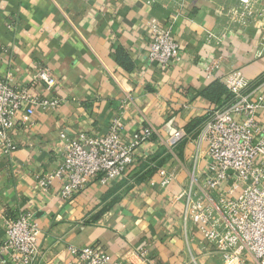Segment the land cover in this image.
<instances>
[{
    "label": "crops",
    "instance_id": "1",
    "mask_svg": "<svg viewBox=\"0 0 264 264\" xmlns=\"http://www.w3.org/2000/svg\"><path fill=\"white\" fill-rule=\"evenodd\" d=\"M147 1L0 0V75L26 86L37 67L49 68L56 86L40 84L36 92L63 98L27 126L17 120L11 135L18 149L0 155V246L6 217L31 211L42 229L37 264H69L71 246H94L123 264L218 261L199 225L185 217V194L204 192L209 158L200 132L218 103L203 93L213 82L227 87L224 76L234 69L250 82L248 91L264 90L261 24L231 25L216 12L236 0ZM152 21L175 27L180 61H150ZM206 29L229 33L207 44ZM116 118L127 143L153 132L124 176L94 181L71 200L61 197L60 179L48 192L37 186V176L63 162L62 132L105 135ZM162 170L173 175L166 185Z\"/></svg>",
    "mask_w": 264,
    "mask_h": 264
},
{
    "label": "built area",
    "instance_id": "2",
    "mask_svg": "<svg viewBox=\"0 0 264 264\" xmlns=\"http://www.w3.org/2000/svg\"><path fill=\"white\" fill-rule=\"evenodd\" d=\"M216 12L227 17L231 25L261 24L257 56L263 55L264 0H236L229 7L216 6ZM149 27L150 61L163 66L180 61L182 50L175 27H162L155 21ZM228 33L206 29L204 41L219 45ZM224 82L228 94L207 110L200 132L209 158L203 172L204 192L185 194V217L199 225L204 241L211 244L218 259L216 264H264V90L248 91L250 82L240 69L230 70ZM40 84L48 90L56 86L57 78L49 68L37 67L26 86L15 84L11 73L0 75V155L11 156L18 149L11 135L17 120L27 126L35 112H48L62 104L63 98L38 94ZM123 128L122 120L116 118L105 135L81 134L75 139L62 132L63 162L56 170L37 176V186L48 192L60 179L61 197L71 200L94 181L106 183L124 176L137 149L153 132H137L127 143L121 135ZM182 136L178 133L173 139ZM162 175L164 185L173 178L163 170ZM5 223L2 261L37 264L43 255L42 229L34 213L7 216ZM70 251L73 258L69 264H123L94 246H71Z\"/></svg>",
    "mask_w": 264,
    "mask_h": 264
},
{
    "label": "trees",
    "instance_id": "3",
    "mask_svg": "<svg viewBox=\"0 0 264 264\" xmlns=\"http://www.w3.org/2000/svg\"><path fill=\"white\" fill-rule=\"evenodd\" d=\"M203 94L217 103L222 100L223 96L228 94V88L219 82H213Z\"/></svg>",
    "mask_w": 264,
    "mask_h": 264
}]
</instances>
